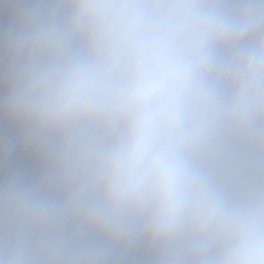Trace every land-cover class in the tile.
Here are the masks:
<instances>
[{
	"label": "clouds",
	"instance_id": "obj_1",
	"mask_svg": "<svg viewBox=\"0 0 264 264\" xmlns=\"http://www.w3.org/2000/svg\"><path fill=\"white\" fill-rule=\"evenodd\" d=\"M0 264H264V0H0Z\"/></svg>",
	"mask_w": 264,
	"mask_h": 264
}]
</instances>
